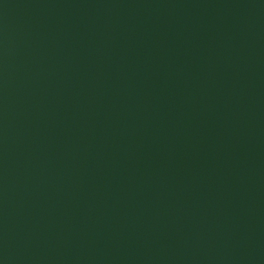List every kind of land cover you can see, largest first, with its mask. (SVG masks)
I'll return each instance as SVG.
<instances>
[{
	"label": "water",
	"instance_id": "water-1",
	"mask_svg": "<svg viewBox=\"0 0 264 264\" xmlns=\"http://www.w3.org/2000/svg\"><path fill=\"white\" fill-rule=\"evenodd\" d=\"M0 264H264V0H0Z\"/></svg>",
	"mask_w": 264,
	"mask_h": 264
}]
</instances>
